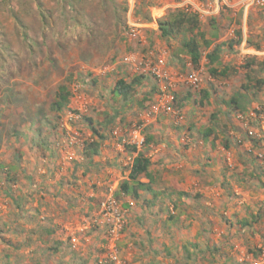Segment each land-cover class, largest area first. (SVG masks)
<instances>
[{
	"label": "rangeland",
	"instance_id": "374dc122",
	"mask_svg": "<svg viewBox=\"0 0 264 264\" xmlns=\"http://www.w3.org/2000/svg\"><path fill=\"white\" fill-rule=\"evenodd\" d=\"M186 1L0 0V264H110L103 258L108 226L99 213L110 192L124 210L116 240L123 264H252L261 256L264 146L253 139L264 137L254 115L258 109L264 119V87L254 92L244 66L255 55L264 78V7L239 11L240 0H226L230 5L200 19L212 45L237 30L241 41L224 46L213 65L226 68L223 75L210 73L209 47L201 44L193 66L199 91L180 81L174 86L181 118L152 112L159 81L149 74L141 73L127 100L112 92L118 79L140 75L143 59L162 58L180 75L189 71L182 34L164 37L157 24ZM64 81L68 105L51 111ZM231 97L244 111L226 104ZM79 105L86 110L76 111ZM134 125L149 138L143 149L153 177V192L138 198L115 194L134 157L123 146ZM210 126L213 133L203 139ZM92 139L98 153L87 158L84 144ZM175 139L176 153L191 147L202 155L169 167L158 163L155 150Z\"/></svg>",
	"mask_w": 264,
	"mask_h": 264
},
{
	"label": "trees",
	"instance_id": "16d2710c",
	"mask_svg": "<svg viewBox=\"0 0 264 264\" xmlns=\"http://www.w3.org/2000/svg\"><path fill=\"white\" fill-rule=\"evenodd\" d=\"M157 24L161 35L164 37L170 36L172 34H182L180 39V49L188 56L189 61L195 67L199 65V62L202 58L201 44L204 46V48L209 47V50L206 52L205 57L207 63L209 64V71L211 74H225L226 68H223L219 71L216 66L213 65L220 62V52L222 51L224 46L232 48L234 44L240 43L241 41V32L240 30H237L235 38H231L225 42L215 43L212 45L213 41L209 38H205L204 33L199 30L200 19L198 15L195 12L185 11L183 8H176L175 10L170 12L166 18L158 19ZM260 62L261 65L262 63H264L263 61ZM255 64H260L257 61L256 56H248L246 66L244 67L248 68L245 73L247 80L252 83L251 86L254 92H258L261 87H264V78L259 75V69L254 68ZM260 69L264 70L263 68ZM143 75L144 74L134 76L129 81H126L122 78L118 79L113 86L112 92L116 95H120L122 98L127 100L130 94L134 91L135 86L141 83ZM242 89L246 93L249 92V88L247 85H243ZM202 95V97L206 98V94ZM69 98V87L66 81H64L57 86L54 97L50 102V110L54 112L63 110L68 105ZM199 103H202V100H199ZM175 104L176 94L174 96V106H176ZM226 104L228 106H232L235 110L241 112L244 111V106L241 105L240 101L236 99V97H231L226 102ZM260 112V110L255 109V117H258ZM86 119L91 122L90 118ZM92 128L94 133H98V130L95 127ZM213 131L214 128L212 126L204 128V130L201 131L202 138L207 139L208 136L213 133ZM253 140L255 145L264 146V137L255 138ZM148 142L149 138H145L144 144L141 148H137L133 144L123 142L124 148L133 152L134 157L130 164L127 178L119 183L118 190L115 191V194L117 196L119 193H122L124 195L138 198L140 196V191L153 192V188L151 186L153 177L150 172L151 160L143 149ZM98 145V141L94 139L86 142L83 148L84 155L87 158H90L92 155L97 154ZM225 146L228 147V144L226 143ZM141 177H144L146 180H142ZM246 224H248L246 220L241 222L242 226H245ZM34 264L42 263L37 261Z\"/></svg>",
	"mask_w": 264,
	"mask_h": 264
},
{
	"label": "built area",
	"instance_id": "2783aa9c",
	"mask_svg": "<svg viewBox=\"0 0 264 264\" xmlns=\"http://www.w3.org/2000/svg\"><path fill=\"white\" fill-rule=\"evenodd\" d=\"M240 7L244 11L250 9L251 7L263 8L264 0H240ZM230 5L226 0H213L207 3H196L192 0H187L184 4H177L182 6L185 11L195 12L199 19L205 18L207 16H212L218 13L222 5ZM135 24H129V34L130 36L136 35ZM164 59L159 58L156 62L149 60H141L138 65V73L149 74L153 78L159 81V92L157 103L153 106L152 112L157 113L161 108L167 113H173L178 118H181L180 112L174 106V96H175V83L177 81L183 82L189 85L193 91H199L201 78L196 70L193 69V65L190 61L186 64L189 66V71L185 74L180 75L177 71H170L164 66ZM86 108L79 105L76 106V111L83 112ZM239 115V114H238ZM240 116V115H239ZM259 119L263 123L261 126L264 131V119L261 114H259ZM144 136L142 134V128L139 125H134L130 128L128 132V143L135 145L140 148L144 144ZM72 141V140H71ZM100 215L107 222V240L105 254L103 256L104 261L110 264H123L117 253L116 240L118 239L119 233L124 224V210L114 197L113 192H110L106 200L102 201L99 209ZM76 238H73V240ZM73 243V247H76ZM103 259L100 258V262ZM264 263V250L261 252V256L258 259H253L252 264H263Z\"/></svg>",
	"mask_w": 264,
	"mask_h": 264
},
{
	"label": "crops",
	"instance_id": "0c3cea01",
	"mask_svg": "<svg viewBox=\"0 0 264 264\" xmlns=\"http://www.w3.org/2000/svg\"><path fill=\"white\" fill-rule=\"evenodd\" d=\"M238 10L241 11L242 9L241 8H238ZM173 137L175 138L176 135H172V136H170L168 138H170V140H171V139H173ZM200 142H202V141H200ZM175 145L178 146V142H177L176 139L173 142H170V144L168 145V148H165L163 150H160V148H158L159 150L156 149L153 158H156L158 163L161 162V163H163V165H166V166L169 167V166L173 165L174 163L177 164L178 161L184 160V161L187 162L189 159H193L196 155L199 157V155L202 153V152H199V150L201 148H199V149H193V150H191V147L187 148L188 151H190V153H191L190 154V153H187V152H183L182 149H179L177 146L176 147L178 149V153H176L175 152L176 150L174 149L175 148ZM153 147H154V145H153ZM185 157H187V158H185ZM198 157L197 158L195 157L194 159H198ZM189 167L191 168V165H189ZM175 170L176 169H173L172 171H175ZM150 172H151V166H150ZM179 179H181V177H179ZM182 199H184V195H183V198ZM31 216H32V214L29 217H31ZM33 217H34V219H36L35 214H34ZM31 231L34 232L35 230H31ZM239 261H241V260L239 259ZM198 262L200 264H203L201 262V260H198ZM204 264H207V263H204Z\"/></svg>",
	"mask_w": 264,
	"mask_h": 264
}]
</instances>
